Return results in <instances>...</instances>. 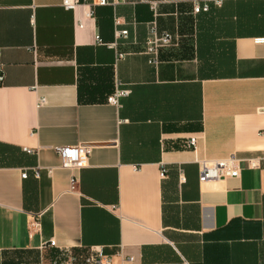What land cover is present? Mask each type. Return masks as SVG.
<instances>
[{
    "label": "crops",
    "instance_id": "crops-1",
    "mask_svg": "<svg viewBox=\"0 0 264 264\" xmlns=\"http://www.w3.org/2000/svg\"><path fill=\"white\" fill-rule=\"evenodd\" d=\"M151 1L157 15L87 0L78 29L62 0H0V264L90 246L143 264H264V158L248 164L264 156V0ZM154 19L176 43L157 66L143 53ZM116 29L120 59L96 41ZM116 88L130 94L112 105ZM76 145L88 164L62 167L54 147ZM231 155L239 177L200 182L199 161Z\"/></svg>",
    "mask_w": 264,
    "mask_h": 264
},
{
    "label": "built area",
    "instance_id": "built-area-1",
    "mask_svg": "<svg viewBox=\"0 0 264 264\" xmlns=\"http://www.w3.org/2000/svg\"><path fill=\"white\" fill-rule=\"evenodd\" d=\"M125 0H97L95 4L97 5H117ZM150 4L151 9L155 13L156 2L151 0H143ZM217 4L221 3V0H215ZM87 2V0H62V6L71 10L75 17V26L80 29L85 26L86 19H94V13L91 9H86L81 12V7ZM195 5L193 12L199 13L202 10L208 9V3L205 2L200 4L197 0H194ZM154 15H157L156 13ZM118 24V20L115 21ZM128 31L126 29H116L115 30V41L112 43H105L101 37L96 36V41L102 45H107L110 48L115 49L116 58L120 59L125 57L128 53L120 51L118 49L117 39L126 38ZM258 44L264 45V36L255 39ZM173 35L159 31L155 19L151 22L149 27L148 37L144 43L143 53L148 56V62L151 65L157 66L160 62V53L162 49L171 47L175 45ZM3 80V75L0 72V83ZM130 94L129 89L116 90L107 98L108 103L112 105H119V100L121 97L128 96ZM44 103V98L38 100V106ZM196 143V137L192 136L186 140V145L188 147L194 146ZM61 159V166L69 169L82 168L88 164L89 157L91 155V146L88 145H76V146H57L54 147ZM28 153H36L38 149L27 148ZM263 157L251 158L248 160V164L252 168H257L260 166V161ZM199 179L201 183L209 180L226 179L230 177H239L240 175V159L235 155H231L227 158L215 159V160H201L199 161ZM35 175L38 177V170H35ZM161 175H165V171L162 170ZM27 173L24 172L22 177H26ZM76 180L73 177L71 180V189H75ZM32 225H36L33 222ZM50 245L54 246V240L50 241ZM118 260H116L114 255L107 254L103 247L101 246H90L85 249H80L78 251H69L64 253L62 256L58 257L51 264H143L140 263L133 255H129L123 251L121 247L116 254Z\"/></svg>",
    "mask_w": 264,
    "mask_h": 264
}]
</instances>
